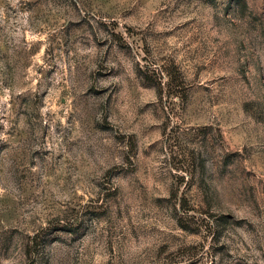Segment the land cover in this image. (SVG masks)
I'll use <instances>...</instances> for the list:
<instances>
[{"label": "rangeland", "instance_id": "374dc122", "mask_svg": "<svg viewBox=\"0 0 264 264\" xmlns=\"http://www.w3.org/2000/svg\"><path fill=\"white\" fill-rule=\"evenodd\" d=\"M0 264H264V0H0Z\"/></svg>", "mask_w": 264, "mask_h": 264}]
</instances>
